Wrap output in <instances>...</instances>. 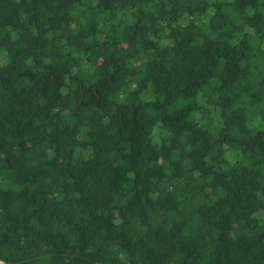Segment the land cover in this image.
I'll return each mask as SVG.
<instances>
[{"label":"trees","instance_id":"16d2710c","mask_svg":"<svg viewBox=\"0 0 264 264\" xmlns=\"http://www.w3.org/2000/svg\"><path fill=\"white\" fill-rule=\"evenodd\" d=\"M0 264H264V0H0Z\"/></svg>","mask_w":264,"mask_h":264}]
</instances>
